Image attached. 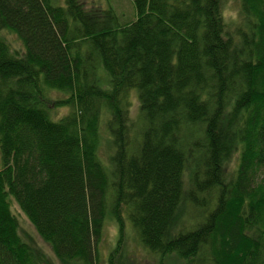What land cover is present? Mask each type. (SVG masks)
Instances as JSON below:
<instances>
[{
	"label": "trees",
	"instance_id": "obj_1",
	"mask_svg": "<svg viewBox=\"0 0 264 264\" xmlns=\"http://www.w3.org/2000/svg\"><path fill=\"white\" fill-rule=\"evenodd\" d=\"M134 1L121 23L82 0H0L22 43L0 36V264H54L12 200L62 264H99L107 219L108 264H133L124 215L160 261L264 264V0L231 22L226 0Z\"/></svg>",
	"mask_w": 264,
	"mask_h": 264
},
{
	"label": "rangeland",
	"instance_id": "obj_2",
	"mask_svg": "<svg viewBox=\"0 0 264 264\" xmlns=\"http://www.w3.org/2000/svg\"><path fill=\"white\" fill-rule=\"evenodd\" d=\"M62 1V0H61ZM83 3L87 7L93 6H102L109 7L111 6L115 12L117 13L119 20L121 23L130 22L132 19L136 17V6L134 0H82ZM225 14L229 22L234 21L238 16L239 11L241 9V1L240 0H226L225 1ZM0 36L4 37L13 48L22 49L21 41L16 37V35L10 33L7 30L0 29ZM56 97L65 96L64 93L56 92L54 93ZM127 98L129 100V115L130 119L133 122L134 129H137L140 124V101L137 94L136 89H132L128 92ZM70 108H61L54 110L53 117L58 118L66 113H68ZM103 139L100 146V154L101 157L108 162L109 155L112 153V150L108 146V140H106V129L104 123L101 125ZM237 163V155L234 156L232 162L229 165V168L232 169ZM187 178V175H186ZM12 211L18 217L20 224V233L23 239L30 238L35 242V244L39 245L44 249L46 254L54 261V264H62L59 261L55 254L53 253L49 244L43 241L39 235L36 233L34 227L27 219V217L20 212V209L14 200L11 201ZM125 223H126V242L125 249L126 254L129 256L130 260L133 264H186V261L175 254H169L166 256L160 257L158 254L151 252L148 248L144 247L137 233L132 226V223L126 215ZM118 234V227L115 221L112 219H107L104 225V231L102 238L97 246V250L99 253V264H108L107 258L109 253L113 250L114 245L116 243V238Z\"/></svg>",
	"mask_w": 264,
	"mask_h": 264
}]
</instances>
